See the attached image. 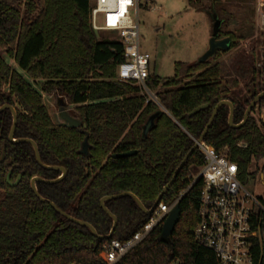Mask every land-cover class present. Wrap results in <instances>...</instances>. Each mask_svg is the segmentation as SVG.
I'll return each instance as SVG.
<instances>
[{"label":"trees","instance_id":"16d2710c","mask_svg":"<svg viewBox=\"0 0 264 264\" xmlns=\"http://www.w3.org/2000/svg\"><path fill=\"white\" fill-rule=\"evenodd\" d=\"M209 1L188 3L203 10ZM92 6L91 0H0V108L7 104L17 112L15 139L33 140L45 166L67 171L59 183L38 182L40 196L105 237L113 219L102 209L101 200L132 193L152 209L220 102L233 104L235 125L243 121L251 102L264 92V70L248 71L250 82L243 89L236 83L235 93L221 64L176 63L172 79L150 74L146 92L117 80L124 46L119 40L98 39L91 24ZM215 7L221 22L218 39L230 38L233 48L237 38L223 32L231 14L222 4ZM44 96L74 107L73 116L82 127L54 122ZM263 104L264 98L257 106ZM205 105L206 109L191 115ZM229 115V107L219 108L204 142L218 152L228 149L240 177L260 162L264 173V131L253 115L242 127L232 128ZM154 116V126L144 137V127ZM12 126L11 111L0 113V264H102L105 245L113 240L125 243L149 222L151 216L131 197L105 203L118 220L109 240L94 237L88 228L58 214L37 198L31 181L35 177L57 180L61 173L41 167L29 143H11ZM86 137L89 157L81 154ZM132 151L137 153L114 158ZM202 166L197 149L161 203L179 200ZM9 173L11 183L21 177L18 185L8 183ZM201 185L197 183L178 202L181 218L169 244L161 241V223L117 264H218L215 254L194 238Z\"/></svg>","mask_w":264,"mask_h":264},{"label":"built area","instance_id":"2783aa9c","mask_svg":"<svg viewBox=\"0 0 264 264\" xmlns=\"http://www.w3.org/2000/svg\"><path fill=\"white\" fill-rule=\"evenodd\" d=\"M138 6L139 0H94L91 24L96 33L117 35L124 46L117 80L141 86L148 92L145 82L150 77L151 57L140 52L139 25L131 16ZM261 25L264 27V14ZM198 150L203 166L195 241L211 250L218 264H264V200L255 198L242 186L238 164L229 158L228 149L218 152L202 142ZM261 177L264 180V173ZM181 197L172 205L160 203L144 228L125 243L113 240L105 245L100 254L102 264H117L136 248L164 222Z\"/></svg>","mask_w":264,"mask_h":264},{"label":"rangeland","instance_id":"374dc122","mask_svg":"<svg viewBox=\"0 0 264 264\" xmlns=\"http://www.w3.org/2000/svg\"><path fill=\"white\" fill-rule=\"evenodd\" d=\"M220 4L231 14L223 32L233 34L237 43L229 52L210 59V65L221 64L225 78L230 82L228 86L233 90L236 83L243 89L244 83L250 82L248 71L264 70V27L261 25L264 0H212L204 4L203 10L192 8L188 0H139L138 9L131 16L139 25L140 52L151 57L150 74L163 80L172 79L176 63H196L208 51L215 33V6ZM102 23L100 16L99 25ZM97 37L99 40H118L117 35L107 32L97 33ZM6 60L18 70L12 60ZM25 78L33 83L29 77ZM238 91L236 89L235 93ZM44 102L53 121L59 123V99L45 96ZM63 107L74 117V107L66 103ZM250 115L264 131V104L256 106ZM261 169L262 162L253 165L239 181L255 198L264 200ZM199 173L200 169L194 171L196 176Z\"/></svg>","mask_w":264,"mask_h":264},{"label":"water","instance_id":"95a60500","mask_svg":"<svg viewBox=\"0 0 264 264\" xmlns=\"http://www.w3.org/2000/svg\"><path fill=\"white\" fill-rule=\"evenodd\" d=\"M214 23H215V33L214 36L210 42L209 45V49L208 51L196 62L197 64H204L210 61V59L214 58L216 54L218 53H226L229 52L232 48V41L230 38H225V39H218L219 36V30L221 27V22L220 20L217 18L216 15H214ZM264 98V92L260 93L249 105V107L247 108L245 115H244V119L243 121L239 124V125H235L234 124V107L233 104L229 101H222L220 102L217 107L215 108L212 117L210 119V122L208 124V126L206 127L204 134L202 135V137L198 140L197 143H195L193 149L191 150V152L185 157L184 161L182 162V164L180 165V167L178 168L177 172L175 173L172 181L164 188L163 192L161 193V195L157 198L155 205L152 209L148 210L145 208V206L142 204V202L132 193H123L120 195H115V196H111V197H105L101 200V207L102 209L113 219V228L110 232V234L108 236H100L97 234V231L95 230V228L93 226H91L90 224L83 222V221H79L77 219L72 218L71 216L67 215L66 213H64L63 211H61L54 203L50 202L49 200H46L44 198H42L40 196V194L38 193L37 190V183L38 182H43V183H47V184H55V183H59L61 182L67 175V171L64 168L61 167H48L45 166L42 161H41V157H40V153H39V148L37 146V144L30 139H15V131H16V127H17V122H18V116H17V112L16 110L10 106V105H4L0 108V113H2L5 110H9L12 113L13 116V126L9 135V141L13 144H18V143H29L30 145H32V147L34 148V152H35V156H36V160L37 163L45 168V169H49V170H56L59 171L61 173V176L57 179V180H53V181H46L43 180L42 178L39 177H35L33 178V180L31 181V188L34 192V194L37 196V198L44 203H48L51 205V207L60 215H62L63 217L67 218L68 220H70L71 222L82 226V227H86L88 228L94 237L101 239V240H109L113 237V234L116 230V227L118 225V220L117 218L107 209V207L105 206V203L107 201L110 200H116V199H120V198H124V197H131L135 200V202L137 203V205L139 206V208L141 209V211L148 216H151L153 214V212L158 208L159 204L162 201L163 196L167 193V191L170 189V187L172 186V184L175 182L178 173L180 172V170L184 167L186 161L189 159V157L191 156V154L197 150L199 148V144L204 142V137L207 134L210 126L212 125L217 112L219 110L220 107L222 106H227L230 109V115H229V125L232 128L238 129L240 127H242L243 125H245V123L247 122L252 110L257 106V104L260 102V100ZM207 106H201L198 109H196L191 115H195L198 112H200L201 110L206 109ZM59 117L61 120V124L64 126H68L69 128H74V129H78L82 127V123L81 121H79L78 119L70 116L67 113V110H65V108L63 106H61V109L59 110ZM155 117H152L147 124L144 127V132H143V136L146 137L149 133V131L151 130V128L154 126V121H155ZM85 128V127H84ZM137 152L136 151H132V152H128V153H123V154H119V155H115L114 158H123V157H130L135 155ZM81 154L89 157L90 155V144L88 141V137H86V139L84 140L83 144H82V149H81ZM2 161V160H1ZM11 178V173H9L7 175V181L11 186H16L18 185V183L21 180V177H19V179L17 180V182L15 183H11L10 181ZM202 179V176H199L193 183L192 187L193 188L197 183H199ZM187 193H185L181 199H183L186 196ZM180 199V200H181ZM181 218V209H180V205L177 204L172 211L168 214V216L166 217V219L163 222V227H162V233H161V241L165 244H169L171 241V237L176 229V226L178 225L179 221Z\"/></svg>","mask_w":264,"mask_h":264},{"label":"flooded vegetation","instance_id":"af4514ba","mask_svg":"<svg viewBox=\"0 0 264 264\" xmlns=\"http://www.w3.org/2000/svg\"><path fill=\"white\" fill-rule=\"evenodd\" d=\"M63 103H64V101L59 100V107H61V106H63L65 104V103L64 104ZM59 119H60V117H59ZM59 123H61V120H60Z\"/></svg>","mask_w":264,"mask_h":264},{"label":"crops","instance_id":"0c3cea01","mask_svg":"<svg viewBox=\"0 0 264 264\" xmlns=\"http://www.w3.org/2000/svg\"><path fill=\"white\" fill-rule=\"evenodd\" d=\"M45 97V96H44ZM47 97V96H46ZM48 99H51V97H47Z\"/></svg>","mask_w":264,"mask_h":264}]
</instances>
